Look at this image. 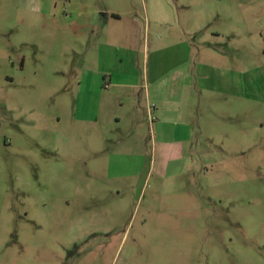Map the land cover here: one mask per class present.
<instances>
[{
  "label": "rangeland",
  "instance_id": "obj_1",
  "mask_svg": "<svg viewBox=\"0 0 264 264\" xmlns=\"http://www.w3.org/2000/svg\"><path fill=\"white\" fill-rule=\"evenodd\" d=\"M152 1L0 0V264H264V0ZM187 37L217 67L157 118L143 56Z\"/></svg>",
  "mask_w": 264,
  "mask_h": 264
},
{
  "label": "crops",
  "instance_id": "obj_2",
  "mask_svg": "<svg viewBox=\"0 0 264 264\" xmlns=\"http://www.w3.org/2000/svg\"><path fill=\"white\" fill-rule=\"evenodd\" d=\"M151 6L150 14L154 16L152 20L156 24H170L172 19H167L164 16H171V14L174 11L177 12L179 8L176 0L165 2L152 1ZM100 15L104 19L109 18L113 21H119L122 18L121 12L115 9H103ZM146 21L148 23L147 26H149V19L147 18ZM192 24L193 25L189 27L191 31L193 27L199 28V25L193 22ZM182 30L189 36L187 29L182 27ZM114 32H116L115 29L111 32V37L109 36L108 40L99 42L102 43L104 47L102 49L98 47V65L100 59L102 63L113 55H117L121 59L120 51L129 54L130 50H132V48H128V44H126V47L118 44L114 38L116 35ZM168 49L170 52L174 51V56L171 58V61L163 67V63H167V59L162 53ZM200 53V45L187 37L185 40H179L170 44H164L161 47H156L152 51L151 57H149V53L143 56L144 60L142 61V72H140V76L142 80L145 79L147 83V90L145 92L147 98H153L159 104L158 106L157 103L154 101L152 102L157 118H174L175 120L182 121V123L187 122L188 119L194 118V99L191 97L192 92H194L192 88L196 87L194 82L197 81L198 76H200V70L203 72V69H207L206 72L208 73L210 68L213 67L215 69L217 67L213 64V66H211L210 63L204 61L203 58L200 57ZM88 55L89 51L85 52V58L88 57ZM100 69L109 73L110 80L114 78L112 74L114 67L111 65L100 67ZM227 70V68H224V74L222 75L223 81L231 78V76L226 74ZM161 82H164V84ZM184 85L187 87H183ZM182 100H184L183 103H181ZM149 103L147 102V108L151 106V104L150 106L148 105Z\"/></svg>",
  "mask_w": 264,
  "mask_h": 264
}]
</instances>
